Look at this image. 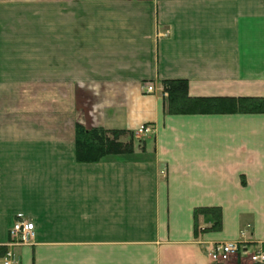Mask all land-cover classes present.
I'll return each mask as SVG.
<instances>
[{
    "label": "crops",
    "instance_id": "0c3cea01",
    "mask_svg": "<svg viewBox=\"0 0 264 264\" xmlns=\"http://www.w3.org/2000/svg\"><path fill=\"white\" fill-rule=\"evenodd\" d=\"M176 79L264 98V0H0V244L18 218L37 234L20 264H211L229 242L255 264L264 114L170 115ZM77 123L154 131L82 164Z\"/></svg>",
    "mask_w": 264,
    "mask_h": 264
},
{
    "label": "trees",
    "instance_id": "16d2710c",
    "mask_svg": "<svg viewBox=\"0 0 264 264\" xmlns=\"http://www.w3.org/2000/svg\"><path fill=\"white\" fill-rule=\"evenodd\" d=\"M166 111L170 115H232L264 114V98L255 97H191L187 80H166L162 83ZM128 139V140H126ZM76 160L78 163H98L109 155L129 154L134 147V134L125 131L87 128L76 125ZM213 211V210H209ZM220 226V215L216 216Z\"/></svg>",
    "mask_w": 264,
    "mask_h": 264
},
{
    "label": "built area",
    "instance_id": "2783aa9c",
    "mask_svg": "<svg viewBox=\"0 0 264 264\" xmlns=\"http://www.w3.org/2000/svg\"><path fill=\"white\" fill-rule=\"evenodd\" d=\"M143 91L149 94L155 93V86L148 84L143 87ZM150 128H142L139 133H149ZM36 240L35 225L24 219H19L14 224L10 231L9 247L31 245ZM239 245L236 243L216 244L209 248L208 257L213 263H225L238 254ZM252 261L257 264H264V248L257 252ZM1 264H19V259L16 254L7 250L2 257Z\"/></svg>",
    "mask_w": 264,
    "mask_h": 264
},
{
    "label": "rangeland",
    "instance_id": "374dc122",
    "mask_svg": "<svg viewBox=\"0 0 264 264\" xmlns=\"http://www.w3.org/2000/svg\"><path fill=\"white\" fill-rule=\"evenodd\" d=\"M126 140H128V139H126Z\"/></svg>",
    "mask_w": 264,
    "mask_h": 264
}]
</instances>
